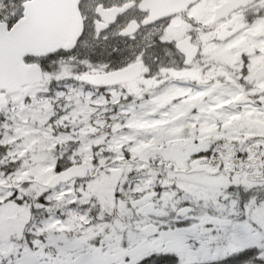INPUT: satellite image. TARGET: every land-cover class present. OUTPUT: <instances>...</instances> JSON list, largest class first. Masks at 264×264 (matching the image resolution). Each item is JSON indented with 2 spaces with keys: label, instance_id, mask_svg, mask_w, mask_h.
Returning a JSON list of instances; mask_svg holds the SVG:
<instances>
[{
  "label": "snow or ice",
  "instance_id": "1",
  "mask_svg": "<svg viewBox=\"0 0 264 264\" xmlns=\"http://www.w3.org/2000/svg\"><path fill=\"white\" fill-rule=\"evenodd\" d=\"M151 3L0 0V264H264V0Z\"/></svg>",
  "mask_w": 264,
  "mask_h": 264
},
{
  "label": "flooded vegetation",
  "instance_id": "2",
  "mask_svg": "<svg viewBox=\"0 0 264 264\" xmlns=\"http://www.w3.org/2000/svg\"><path fill=\"white\" fill-rule=\"evenodd\" d=\"M230 0H207V3L198 6L196 10V15L198 19H202L205 24H211L214 21V12L215 9L222 5L224 2H228ZM186 6V2L179 3L177 0H152L150 7L152 8L153 15H165L169 12L180 11ZM235 19V17L233 18ZM227 25L221 26L220 29L215 33L218 35V32L226 28ZM260 29H258L259 31ZM184 26L182 23L177 22L175 24V29L172 32V35L179 39L183 36Z\"/></svg>",
  "mask_w": 264,
  "mask_h": 264
}]
</instances>
